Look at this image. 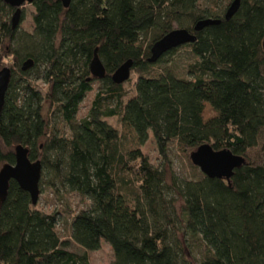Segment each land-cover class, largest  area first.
I'll list each match as a JSON object with an SVG mask.
<instances>
[{"label": "trees", "instance_id": "obj_1", "mask_svg": "<svg viewBox=\"0 0 264 264\" xmlns=\"http://www.w3.org/2000/svg\"><path fill=\"white\" fill-rule=\"evenodd\" d=\"M233 1L71 0L65 8L33 0L28 32L24 8L13 28L16 9L0 0V71L12 72L0 110V170L23 146L42 163L40 190L90 203L70 216L71 238L63 239L64 213L40 210L12 180L0 202V264H91L88 254L103 243L112 264H264V159L251 154L264 151V0H242L226 21ZM210 19L220 24L195 31ZM176 29L197 40L151 63L153 45ZM95 54L104 79L91 74ZM128 61L138 78L127 100L112 77ZM112 118L131 132L134 149ZM151 134L166 159L175 143L191 154L210 145L246 164L229 182L193 163L194 175L180 177L141 151Z\"/></svg>", "mask_w": 264, "mask_h": 264}, {"label": "water", "instance_id": "obj_2", "mask_svg": "<svg viewBox=\"0 0 264 264\" xmlns=\"http://www.w3.org/2000/svg\"><path fill=\"white\" fill-rule=\"evenodd\" d=\"M5 2L16 11L13 16V28L19 26L23 8L26 4H32L33 0H5ZM65 8H69L71 0H62ZM242 0H234L230 5L225 19L230 21L240 10ZM220 21L205 20L197 23L196 32L203 29L219 25ZM197 37L187 30L176 29L155 43L151 49V63L159 61L166 53L173 49H177L183 45L194 43ZM264 48V43H263ZM34 66L32 60L27 61L22 70L28 71ZM133 62L128 61L123 64L113 75L112 80L116 85L125 84L131 77ZM90 71L95 79H104L106 77V69L95 54L90 65ZM12 72L10 68H4L0 71V110L5 103L6 94L9 89ZM16 163L14 165H5L0 170V202L3 203L9 193L10 182L16 181L22 190L31 195L33 203L36 205L39 201L41 190L40 183L42 179L43 166L40 161L32 162L29 158L30 150L23 146L16 148ZM194 166L198 167L203 174L211 179H225L228 182L232 179L234 172L246 164V159L235 156L229 150L215 151L210 145H203L191 154L190 157Z\"/></svg>", "mask_w": 264, "mask_h": 264}, {"label": "rangeland", "instance_id": "obj_3", "mask_svg": "<svg viewBox=\"0 0 264 264\" xmlns=\"http://www.w3.org/2000/svg\"><path fill=\"white\" fill-rule=\"evenodd\" d=\"M24 11L26 14V19L22 23V28L28 32H32L33 25H32V13L33 8L26 4L24 7ZM180 56V57H178ZM179 58V67L183 68L188 62L185 58V51H180L178 53ZM9 68L8 66H5ZM11 68V67H10ZM138 75L134 72H131V77L129 81L124 84V89L128 93L127 100L135 96V83L137 81ZM43 90H47V87L43 84L39 83ZM97 85H95V90L93 93L89 94L85 101L81 105L80 113H79V120L84 118L88 110L91 106V103L95 97L97 91ZM49 105L47 104L46 109L48 110ZM108 123L118 130L123 138V142L125 147L129 149H134L136 147L131 132H128L122 126L119 118H112L107 120ZM141 151L144 153L146 157H148L149 161L155 167L165 166L169 173L173 172L177 176L190 178L194 175L193 171V164L190 159L191 153H185L178 144H174L171 146V150L169 151L168 158H164L160 151L158 150L156 141L153 135H150L149 141L141 148ZM252 155H256L260 157L262 160L264 159V151L263 145L259 147V150L256 152H252ZM89 202L86 199H83L76 193H69V192H62V196L58 197V195L49 188V186L44 185L41 189V195L39 198V209L46 212V213H54V212H63L64 217L61 221L58 230L61 233L63 239H70V226H69V218L71 215L78 213L79 211L86 209L89 206ZM71 251L76 253H84L85 251L78 247L77 245L73 244ZM91 264H112L114 261V254L111 247L103 243L102 248L100 251L91 252L88 254Z\"/></svg>", "mask_w": 264, "mask_h": 264}]
</instances>
